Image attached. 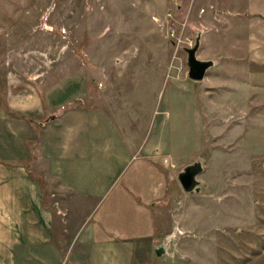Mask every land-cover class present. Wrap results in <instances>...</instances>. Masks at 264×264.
I'll use <instances>...</instances> for the list:
<instances>
[{
  "label": "rangeland",
  "instance_id": "obj_1",
  "mask_svg": "<svg viewBox=\"0 0 264 264\" xmlns=\"http://www.w3.org/2000/svg\"><path fill=\"white\" fill-rule=\"evenodd\" d=\"M243 14V0H0L1 98L36 91L57 113L94 107L107 147L117 134L154 144L164 188L134 264H264V63L248 54ZM197 32L196 57L214 66L196 81L184 47ZM197 159L200 190L188 193L177 175Z\"/></svg>",
  "mask_w": 264,
  "mask_h": 264
},
{
  "label": "crops",
  "instance_id": "obj_2",
  "mask_svg": "<svg viewBox=\"0 0 264 264\" xmlns=\"http://www.w3.org/2000/svg\"><path fill=\"white\" fill-rule=\"evenodd\" d=\"M243 1L248 54L264 63V0ZM46 99L36 91L0 96V264H134L153 238V204L164 188L154 144L128 146L117 134L118 145L107 147L97 108L57 113ZM37 176L70 201L53 202Z\"/></svg>",
  "mask_w": 264,
  "mask_h": 264
},
{
  "label": "water",
  "instance_id": "obj_3",
  "mask_svg": "<svg viewBox=\"0 0 264 264\" xmlns=\"http://www.w3.org/2000/svg\"><path fill=\"white\" fill-rule=\"evenodd\" d=\"M200 43V32H197L192 46H185L186 64L188 67L187 75L192 80H201L204 78L206 71L213 65V61L209 59H199L196 57ZM202 171L200 159L186 164L178 172V180L184 191L188 193L198 192L200 190L201 181L196 178ZM155 253L161 255L164 253V245L155 247Z\"/></svg>",
  "mask_w": 264,
  "mask_h": 264
},
{
  "label": "built area",
  "instance_id": "obj_4",
  "mask_svg": "<svg viewBox=\"0 0 264 264\" xmlns=\"http://www.w3.org/2000/svg\"><path fill=\"white\" fill-rule=\"evenodd\" d=\"M169 29H170V35L173 36L175 33V30L172 27H170Z\"/></svg>",
  "mask_w": 264,
  "mask_h": 264
}]
</instances>
